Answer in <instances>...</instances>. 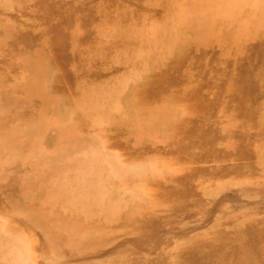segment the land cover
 I'll use <instances>...</instances> for the list:
<instances>
[{
  "label": "rangeland",
  "instance_id": "374dc122",
  "mask_svg": "<svg viewBox=\"0 0 264 264\" xmlns=\"http://www.w3.org/2000/svg\"><path fill=\"white\" fill-rule=\"evenodd\" d=\"M0 264H264V0H0Z\"/></svg>",
  "mask_w": 264,
  "mask_h": 264
},
{
  "label": "bare ground",
  "instance_id": "6f19581e",
  "mask_svg": "<svg viewBox=\"0 0 264 264\" xmlns=\"http://www.w3.org/2000/svg\"><path fill=\"white\" fill-rule=\"evenodd\" d=\"M98 110V109H97ZM97 112V111H96ZM98 113V112H97Z\"/></svg>",
  "mask_w": 264,
  "mask_h": 264
}]
</instances>
